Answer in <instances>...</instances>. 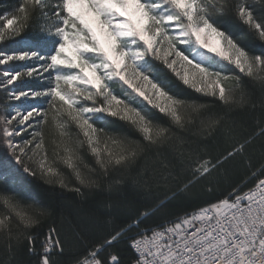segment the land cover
Returning <instances> with one entry per match:
<instances>
[{
    "label": "snow or ice",
    "instance_id": "1",
    "mask_svg": "<svg viewBox=\"0 0 264 264\" xmlns=\"http://www.w3.org/2000/svg\"><path fill=\"white\" fill-rule=\"evenodd\" d=\"M226 19L264 46V0H21L0 15V45L30 29L36 37L35 48L0 47V147L24 173L79 195L131 185L171 192L166 199L208 180L203 205L143 229L150 213L141 212L101 243L84 239L72 264H120L100 253L121 238L133 264H264V164L230 190L212 186L213 173L229 159L247 161V146L264 136V126L246 136L232 118L255 107L256 88L264 97V52L225 30ZM49 43L44 54L39 45ZM31 79L46 85L25 89ZM219 136L231 150L205 158ZM51 214L0 191L6 264L24 240L38 264H59L54 227L35 246Z\"/></svg>",
    "mask_w": 264,
    "mask_h": 264
},
{
    "label": "trees",
    "instance_id": "2",
    "mask_svg": "<svg viewBox=\"0 0 264 264\" xmlns=\"http://www.w3.org/2000/svg\"><path fill=\"white\" fill-rule=\"evenodd\" d=\"M21 0H0V15L11 14ZM223 28L236 34L245 46L253 53L264 52V46L259 41L246 37L243 34L242 26L235 21L226 19L223 21ZM36 39L33 30L22 34L15 40L7 41L0 45L7 51L27 49L31 44L33 48L37 47L34 43ZM40 49L47 54L46 49L51 44H40ZM23 63V62H21ZM19 70V69H18ZM170 75V74H169ZM173 82L174 78H173ZM43 83L35 79L27 80L24 84L25 89H42ZM182 94L186 91L180 85ZM254 100L256 105L253 108L249 105L247 108L238 110L232 117L238 125L245 129V135H252L257 132L259 127L264 126V97L258 88L255 89ZM5 100V93L0 91V106ZM116 127L115 123L109 125ZM231 148L223 136L210 140L206 145L205 158L217 157L226 154L225 150ZM247 161L241 157L229 159L219 172L213 173V188L217 186L223 190H230L231 185H235L250 175L251 171L264 164V136H255L246 148ZM208 180L201 181L194 186L189 193L177 195L174 199L171 192L154 191L151 195L126 185L119 191H89L84 190L83 195L74 192L65 191L58 187H52L45 184L39 176H31L24 173L23 168L15 163L10 152L0 147V191L19 192L25 199L38 201L41 205L47 206L52 210V214L45 220L43 225L36 229L40 235L36 242L37 252L40 249V241L44 239L49 228L54 227L63 246V254L54 252V259L59 264H72L84 252L82 241L87 239L91 245L101 243L112 233L113 228L126 224L130 217H135L141 212H149L150 215L144 219L141 229L152 227L156 224L166 223L175 220L177 216H182L184 212L191 211L193 208L203 205L208 199H211L207 190ZM166 201L163 207L160 202ZM15 247V242H14ZM117 255L120 264H132L134 253L128 247L126 239L121 238L110 246H106L100 253V257L108 260L111 255ZM38 255L29 253L27 241L15 249L11 257V264H38ZM9 256L4 250V243L0 240V262H6Z\"/></svg>",
    "mask_w": 264,
    "mask_h": 264
},
{
    "label": "rangeland",
    "instance_id": "3",
    "mask_svg": "<svg viewBox=\"0 0 264 264\" xmlns=\"http://www.w3.org/2000/svg\"><path fill=\"white\" fill-rule=\"evenodd\" d=\"M37 82H40V83H43L44 84V86L46 85V81H40V80H37V79H35ZM30 101H28V102H16V101H13L12 103H14V104H21L22 105V107H27V104L29 103Z\"/></svg>",
    "mask_w": 264,
    "mask_h": 264
},
{
    "label": "built area",
    "instance_id": "4",
    "mask_svg": "<svg viewBox=\"0 0 264 264\" xmlns=\"http://www.w3.org/2000/svg\"><path fill=\"white\" fill-rule=\"evenodd\" d=\"M134 253V252H133ZM135 255V254H134ZM133 264V263H132Z\"/></svg>",
    "mask_w": 264,
    "mask_h": 264
}]
</instances>
